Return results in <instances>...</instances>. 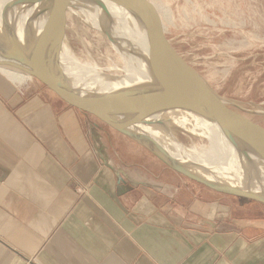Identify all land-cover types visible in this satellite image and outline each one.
Here are the masks:
<instances>
[{
    "label": "crops",
    "instance_id": "obj_1",
    "mask_svg": "<svg viewBox=\"0 0 264 264\" xmlns=\"http://www.w3.org/2000/svg\"><path fill=\"white\" fill-rule=\"evenodd\" d=\"M88 115L0 68V264H264V219L214 224L251 204L156 171Z\"/></svg>",
    "mask_w": 264,
    "mask_h": 264
},
{
    "label": "water",
    "instance_id": "obj_2",
    "mask_svg": "<svg viewBox=\"0 0 264 264\" xmlns=\"http://www.w3.org/2000/svg\"><path fill=\"white\" fill-rule=\"evenodd\" d=\"M71 5L124 19L144 37L147 54L134 50L145 72L140 83L102 89L98 88L101 84L114 79L99 76L94 85L88 84L92 80L87 78L73 84L60 60L65 18ZM111 8L121 15L115 17L117 13ZM25 13H29L30 24L23 30L22 38L17 28ZM44 16L47 18L37 32ZM103 33L114 42L107 30ZM0 56L7 65L35 78L68 105L145 148L172 171L217 192L264 205V129L233 113L228 100L173 48L159 30L147 0H8L0 12ZM180 114L190 117L189 120H203L216 129L226 146L254 157L257 166L253 179L238 178L189 155L177 132L208 138L183 128L177 122Z\"/></svg>",
    "mask_w": 264,
    "mask_h": 264
},
{
    "label": "rangeland",
    "instance_id": "obj_3",
    "mask_svg": "<svg viewBox=\"0 0 264 264\" xmlns=\"http://www.w3.org/2000/svg\"><path fill=\"white\" fill-rule=\"evenodd\" d=\"M147 2L164 37L220 96L228 100L229 109L247 123L264 129V0ZM89 21L91 19L86 16L81 18L67 11L63 50L67 54L73 53V59L98 64L105 71L107 65L117 63L116 55L105 34L90 27ZM118 64L122 68L118 73L122 74L123 63ZM88 117L104 132L118 133L95 117ZM177 137L187 147L193 143L209 145L206 138L190 137L180 132H177ZM124 141L125 144L120 145L124 148L147 151L134 141L128 142V138ZM162 165L157 159L156 171ZM219 196L222 201L225 197V200L235 201L237 206L249 203L252 208L232 211L227 205L226 210L221 207L220 215L215 217L219 218L214 221L216 226H233V217L264 219V205L255 206L257 204L223 193Z\"/></svg>",
    "mask_w": 264,
    "mask_h": 264
},
{
    "label": "bare ground",
    "instance_id": "obj_4",
    "mask_svg": "<svg viewBox=\"0 0 264 264\" xmlns=\"http://www.w3.org/2000/svg\"><path fill=\"white\" fill-rule=\"evenodd\" d=\"M7 1L8 0H0V12L3 4ZM111 9L117 13L115 14V17L121 15L118 14L119 11H116V9ZM67 11H71L81 18H83V16L88 17L91 19V21L88 22V25L100 32L107 30L114 39V42L108 41L117 59V63L107 65L106 68H104L105 71H102L100 69L101 66L98 64L79 61L76 60L77 58H74V60L71 56L73 53L67 54V52L63 50V43L65 44L63 39L61 41L60 60L63 64L65 73L71 76L74 85H78L83 80H86V78L92 80V82L88 84L94 85L97 84V81L99 82V76H112L114 79L113 82L108 84L105 83V85L101 84L103 86L100 85L101 87H98L105 89L106 87H112L115 85L121 87L125 85H137L145 78V72L141 65L142 63L137 61L134 50H142V53L146 55L148 52V46L144 37L141 36L135 28L129 25V23H126L124 19L109 17L97 9L71 5ZM28 15L29 13L23 14L17 28V33L19 36H22V38H24L23 30L30 24V21L27 19ZM46 18L47 17L44 16L41 18L42 20H39L36 29L37 32L41 30ZM53 21L56 25V15L53 16ZM120 62L123 63L122 67L124 71L122 74L118 73V70H122L121 66L118 64ZM0 68L13 73L30 76L10 65H7L2 56H0ZM189 118L190 117L184 114H180L177 122L183 128L189 130L195 135L207 136L209 142V145H197L193 143L191 147H187L183 144L187 148L186 151L189 155L194 156L195 159L198 157L212 166H215L220 171L227 172L238 178L246 180L253 179L256 168L255 166H257V160L254 157L246 156L242 152L226 146L221 141L219 133L215 131L216 129L208 126L203 120L201 121L196 117H194L195 120H189ZM199 131H202V133ZM189 136L191 137V135ZM180 154L181 153L177 150V155Z\"/></svg>",
    "mask_w": 264,
    "mask_h": 264
}]
</instances>
